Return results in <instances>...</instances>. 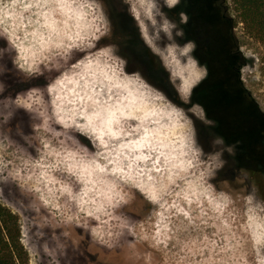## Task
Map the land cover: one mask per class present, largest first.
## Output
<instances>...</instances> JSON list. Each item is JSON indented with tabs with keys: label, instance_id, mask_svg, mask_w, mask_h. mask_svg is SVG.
I'll list each match as a JSON object with an SVG mask.
<instances>
[{
	"label": "clouds",
	"instance_id": "9594fccd",
	"mask_svg": "<svg viewBox=\"0 0 264 264\" xmlns=\"http://www.w3.org/2000/svg\"><path fill=\"white\" fill-rule=\"evenodd\" d=\"M119 3L170 92L129 70L105 0H0V100L15 105H0V197L15 188L21 243L46 230L65 256L115 254L100 264H264V195L246 169L221 174L239 141L199 138L216 121L192 99L208 68L188 14L164 11L180 0ZM8 75L44 83L6 96ZM18 110L27 134L8 126Z\"/></svg>",
	"mask_w": 264,
	"mask_h": 264
},
{
	"label": "trees",
	"instance_id": "16d2710c",
	"mask_svg": "<svg viewBox=\"0 0 264 264\" xmlns=\"http://www.w3.org/2000/svg\"><path fill=\"white\" fill-rule=\"evenodd\" d=\"M220 3L221 0H216V54L220 59V64L216 66V75L220 74L225 78L224 86L217 80L216 83L210 80L212 70L207 61V55L211 52L208 41L195 34V26L193 30L188 27L189 22L193 21V12L199 5L207 14L211 13L207 7L208 2L180 0L177 4V11L186 12L189 16L184 28L186 36H190L196 43L194 54L197 60L208 68L207 78L193 89L192 99L202 104L206 115L216 121L213 129L216 134L224 137L226 143L239 141L236 155L233 157L235 167L246 169L249 180L255 182L260 194L264 195V115L239 78L238 54L231 48L229 50L230 35L223 33L222 30L225 18ZM232 4L236 13L234 26L240 23L244 34L257 41L264 50V0H232ZM119 16L122 27L125 26L126 52L146 67V78L150 82L170 92L159 66L155 65L153 57L136 39L130 17L127 14ZM202 28L205 33L209 31L207 23H203ZM25 256L20 242L18 219L7 207L0 206V264H25Z\"/></svg>",
	"mask_w": 264,
	"mask_h": 264
},
{
	"label": "rangeland",
	"instance_id": "374dc122",
	"mask_svg": "<svg viewBox=\"0 0 264 264\" xmlns=\"http://www.w3.org/2000/svg\"><path fill=\"white\" fill-rule=\"evenodd\" d=\"M208 2L207 7L210 9L211 13L207 12L202 8H196L193 12L192 19L193 21L189 22L188 27L193 30L197 36L200 38L206 39L208 41L209 50L211 51L207 55V61L211 66L212 75L210 80L216 83V80L222 84H225V78L222 75H216V66L220 64V59L218 54H216V16L212 11L216 12V0H206ZM105 5L109 11L110 17L113 21V35L114 37L122 43V54H124L129 60V70H132L135 67H139L143 74L147 77L146 67L133 59L130 53L126 52L124 46V39L126 32L124 27L121 25L119 20L121 14H127L124 10L126 6H123L119 3V0H105ZM221 10L224 15L225 21L222 25L223 33L230 35L228 39V47L234 53L238 54L239 58V78L245 90L252 97L256 103L260 112L264 115V50L261 45L247 37L244 34L243 27L240 23L234 26V21L236 20V13L233 10L232 0H221ZM177 5L173 9H164V11L169 15L173 20L179 22L177 16ZM119 16V18H118ZM193 22V23H192ZM203 23H207L209 31H203ZM123 24V23H122ZM185 26V25H184ZM183 26V27H184ZM218 26V25H217ZM185 32V28H184ZM185 39H191L190 36H186ZM192 40V39H191ZM230 40V41H229ZM4 46V42L0 41V47ZM205 49V48H204ZM195 52H193V55ZM196 57V56H195ZM154 59V58H153ZM6 66L8 65L7 59L3 61ZM155 65H158L155 63ZM217 77V78H216ZM6 83L8 88H6L3 95H15L16 92L22 91L29 86H42L44 81L42 79H36L29 81L27 83H17L11 75H8L6 78ZM16 103H26L25 100H19ZM0 105L8 106L9 110H14L15 105L12 104L9 100L4 99L0 100ZM17 122H20L23 128V131L27 134L29 129L27 127V116L20 110H18L13 119L9 122V127H12ZM198 133L201 142L207 147L208 140L211 138L212 134H216L213 127H202L198 123ZM225 159L228 161L225 169L221 173L228 178H231L233 171L236 169L235 161L233 157L225 156ZM11 186H6L3 190V195L5 198H8L7 201H4L0 197V202L6 204L7 207L18 219L19 229H20V242H21V225L24 223V219L20 214V209L15 206V199L17 196L15 188ZM140 201L137 202L139 207ZM142 211H147V205L143 206ZM139 234V233H138ZM43 242V243H42ZM62 241L57 237H50L46 230L45 236L41 240L38 239V236H27L24 237V242L21 243L25 251V264H54L57 258L60 259L61 264H100V261L113 258L115 254H109L106 257L105 253L97 247L89 246V249L86 251L84 245L80 246L78 251H73L71 247L68 248L67 255L63 254V251L60 250V243ZM44 244L47 247H44ZM91 253V254H90Z\"/></svg>",
	"mask_w": 264,
	"mask_h": 264
},
{
	"label": "flooded vegetation",
	"instance_id": "af4514ba",
	"mask_svg": "<svg viewBox=\"0 0 264 264\" xmlns=\"http://www.w3.org/2000/svg\"><path fill=\"white\" fill-rule=\"evenodd\" d=\"M212 13H214V14H215V16H216V12L212 11Z\"/></svg>",
	"mask_w": 264,
	"mask_h": 264
}]
</instances>
